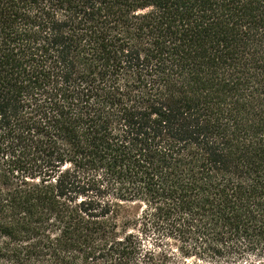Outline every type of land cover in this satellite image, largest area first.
<instances>
[{
    "label": "trees",
    "instance_id": "trees-1",
    "mask_svg": "<svg viewBox=\"0 0 264 264\" xmlns=\"http://www.w3.org/2000/svg\"><path fill=\"white\" fill-rule=\"evenodd\" d=\"M0 264H264V0H0Z\"/></svg>",
    "mask_w": 264,
    "mask_h": 264
}]
</instances>
